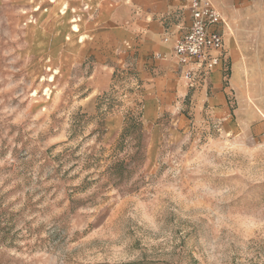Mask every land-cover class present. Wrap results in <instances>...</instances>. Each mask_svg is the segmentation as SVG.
<instances>
[{"label":"rangeland","instance_id":"obj_1","mask_svg":"<svg viewBox=\"0 0 264 264\" xmlns=\"http://www.w3.org/2000/svg\"><path fill=\"white\" fill-rule=\"evenodd\" d=\"M121 1L0 0V264H264V41L213 116L92 49Z\"/></svg>","mask_w":264,"mask_h":264},{"label":"crops","instance_id":"obj_2","mask_svg":"<svg viewBox=\"0 0 264 264\" xmlns=\"http://www.w3.org/2000/svg\"><path fill=\"white\" fill-rule=\"evenodd\" d=\"M190 0H122L110 6L108 18L126 21L125 27L100 28L95 31L92 49L105 55L110 53L119 58L128 51L140 54V60L154 57L159 69L173 68L177 74L173 88L187 91L181 68L170 57L175 37L185 32L190 25ZM221 13L224 24L218 26L223 35L224 50L235 67V74H242V59L250 57L253 44L258 38L264 41V4L261 0H210ZM167 36L168 41L162 38ZM249 43V44H248ZM164 55L166 59L157 58ZM242 63V64H241ZM228 64V62H227ZM163 89L167 90L166 81ZM181 85H183L181 87ZM194 94L205 93L204 101L213 111V116H225V64L218 65L209 75L205 85L192 89ZM198 94V95H199ZM181 104V100L179 105ZM152 109L145 107V116Z\"/></svg>","mask_w":264,"mask_h":264},{"label":"built area","instance_id":"obj_3","mask_svg":"<svg viewBox=\"0 0 264 264\" xmlns=\"http://www.w3.org/2000/svg\"><path fill=\"white\" fill-rule=\"evenodd\" d=\"M190 25L175 37L170 57L181 68L186 86L196 89L206 84L211 72L225 64L227 71V51L224 50L223 35L218 26L224 24L221 13L210 0H190ZM163 42L168 37L162 38ZM157 58L166 59L164 55Z\"/></svg>","mask_w":264,"mask_h":264},{"label":"bare ground","instance_id":"obj_4","mask_svg":"<svg viewBox=\"0 0 264 264\" xmlns=\"http://www.w3.org/2000/svg\"><path fill=\"white\" fill-rule=\"evenodd\" d=\"M249 44V43H248ZM244 59V58H243ZM242 62V61H241ZM244 69V68H243ZM245 71V70H244ZM238 78H240V77H238Z\"/></svg>","mask_w":264,"mask_h":264}]
</instances>
